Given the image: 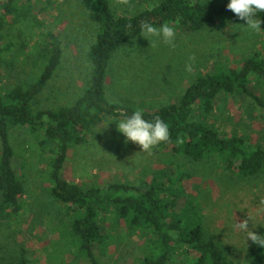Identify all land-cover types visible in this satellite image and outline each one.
Returning a JSON list of instances; mask_svg holds the SVG:
<instances>
[{
	"label": "rangeland",
	"instance_id": "1",
	"mask_svg": "<svg viewBox=\"0 0 264 264\" xmlns=\"http://www.w3.org/2000/svg\"><path fill=\"white\" fill-rule=\"evenodd\" d=\"M111 2L114 9L132 13L157 0ZM243 23L238 18L193 32L175 28L174 46L162 41H155L153 46L141 35L124 43L109 63L106 90L110 99L133 109L157 110L177 101L198 75L239 69L254 52L264 49V25L258 32H251L240 25ZM44 29L60 34L65 51L62 65L34 99L36 111L67 105L82 94L92 76L89 51L99 26L84 10L81 0L36 3L27 18L0 27V44L12 43L0 58L1 90L13 87L20 79L36 80L41 75L45 64L35 65L33 61ZM249 89L264 99V76L252 75ZM205 118L227 135L244 137L252 148L264 146V108L249 95H224ZM112 119L94 128L83 143L70 147L63 177L84 187L109 182L139 184L169 160L181 163L183 171L190 175L187 188L192 209L198 211L186 219L202 224L231 258L252 263L256 244L245 239L246 230L240 229L237 222L249 215L253 223L264 224V171L243 175L212 159L176 157L159 144L150 155L140 152L139 145L125 143ZM10 140L16 152L14 164L25 181V210L14 220L0 218V264L3 257L4 263L13 264L21 248L27 250L31 264H83L72 253L57 251L67 238L71 217L49 194L48 148L42 147L25 127L13 128ZM105 220L111 228V238L104 250L96 251L100 264H140L141 257L150 250L148 241L153 235L138 231L129 234L125 227L117 225L112 213ZM252 221L248 228L264 234V225L253 227Z\"/></svg>",
	"mask_w": 264,
	"mask_h": 264
},
{
	"label": "trees",
	"instance_id": "2",
	"mask_svg": "<svg viewBox=\"0 0 264 264\" xmlns=\"http://www.w3.org/2000/svg\"><path fill=\"white\" fill-rule=\"evenodd\" d=\"M42 1L48 5L53 2L0 0V27L24 20ZM81 3L99 26L89 51L93 72L82 94L67 105L34 109V99L62 65L65 51L60 34L49 29L39 34L33 61L35 65L45 64L41 75L0 89V218L14 220L25 210V181L14 164L16 152L10 140L13 128L25 127L42 147L48 148V191L71 217L67 238L57 251L72 253L83 264H100L96 251L104 250L109 243L111 228L106 226L105 218L112 213L117 225L125 227L129 234L138 231L153 235L148 241L150 250L141 257L140 264H264V247L254 246L252 263L235 260L202 224L186 219L198 211L192 209L187 188L190 175L183 171L181 163L169 160L139 184L109 182L84 187L62 175L73 144L83 143L106 119H119L135 110L111 100L106 88L110 60L124 43L140 35L141 22L157 26L169 23L193 32L238 17L226 8L227 4L211 0H157L132 13L114 9L111 0ZM260 15L264 20V12ZM37 22L42 24L38 19ZM11 47L12 43L0 44V58ZM252 75L264 76V49L254 52L239 69L198 75L177 101L157 110H143L145 119L159 115L169 125L170 138L159 145L176 157L212 159L243 175L264 171V146L252 148L244 137L227 135L205 118L226 94L249 95L264 108V99L249 89ZM1 260L7 264L5 257ZM13 264H31L25 248L13 257Z\"/></svg>",
	"mask_w": 264,
	"mask_h": 264
},
{
	"label": "clouds",
	"instance_id": "3",
	"mask_svg": "<svg viewBox=\"0 0 264 264\" xmlns=\"http://www.w3.org/2000/svg\"><path fill=\"white\" fill-rule=\"evenodd\" d=\"M239 19L245 21L240 24L246 30L258 32L261 29V13L264 12V0H228L226 5ZM140 35L147 38L154 46L155 41H162L164 44L174 46L176 29L169 23H161L159 26L143 21L140 25ZM191 68L189 67V71ZM117 123V130L123 134L125 143L131 141L140 146V152L152 153L154 147L161 142H166L170 138L168 123L159 115L152 119H145L142 109H135L130 114H124L122 118L112 119ZM248 219L237 222V226L246 230L245 239H251L252 242L264 247V234H258L248 228ZM253 227L260 223H253ZM264 225V224H260Z\"/></svg>",
	"mask_w": 264,
	"mask_h": 264
},
{
	"label": "crops",
	"instance_id": "4",
	"mask_svg": "<svg viewBox=\"0 0 264 264\" xmlns=\"http://www.w3.org/2000/svg\"><path fill=\"white\" fill-rule=\"evenodd\" d=\"M107 84H108V83H107ZM189 85H190V84H189ZM189 85H188V86H189ZM188 86H187V87H188ZM185 90H186V89H185ZM107 94H108V92H107ZM182 95H183V94H182ZM182 95H181V96H182ZM108 96H109V95H108ZM181 96H180V97H181ZM180 97H179V98H180ZM173 102H174V101H173Z\"/></svg>",
	"mask_w": 264,
	"mask_h": 264
}]
</instances>
